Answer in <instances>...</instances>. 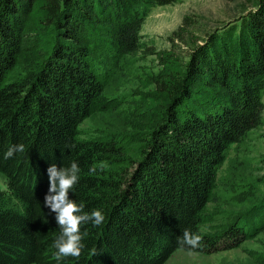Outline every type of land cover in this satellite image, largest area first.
I'll return each instance as SVG.
<instances>
[{"label": "trees", "instance_id": "16d2710c", "mask_svg": "<svg viewBox=\"0 0 264 264\" xmlns=\"http://www.w3.org/2000/svg\"><path fill=\"white\" fill-rule=\"evenodd\" d=\"M177 1L0 0V173L6 180L0 187V264H57L52 245L60 229L44 206L47 169L72 162L80 173L69 199L86 212L102 211L105 220L81 225L80 257L61 264H167L179 250L230 245L229 238L220 242L201 232L202 214L230 148L262 123L264 0H246L251 9L210 34L179 71L151 76L165 103L150 114L129 162L118 139L79 135L92 113L106 109L100 76L109 79L116 59L140 50L141 23L153 8ZM34 7L44 14L51 45L34 68L13 78L23 50L21 16ZM98 26L112 37L114 51L103 50ZM226 32L231 35L218 39ZM16 144L25 152L4 159ZM110 161L131 167L105 172L101 165ZM185 229L202 236L201 247L177 245Z\"/></svg>", "mask_w": 264, "mask_h": 264}, {"label": "rangeland", "instance_id": "374dc122", "mask_svg": "<svg viewBox=\"0 0 264 264\" xmlns=\"http://www.w3.org/2000/svg\"><path fill=\"white\" fill-rule=\"evenodd\" d=\"M247 7L251 9L246 0H178L153 8L141 23L140 50L116 59L109 79L100 76L105 84L106 109L92 113L80 125V138L98 142L118 139L119 146L124 148L123 159L129 162L140 146L138 137L151 122L150 114L165 103V95L156 92L151 76L162 70L179 71L191 51L207 43L210 34ZM43 15L34 7L21 16L25 26L23 50L13 78H20L34 68L51 45ZM103 28L97 27L100 45L112 52L113 47L108 44L112 37ZM229 35L226 32L217 36L224 40ZM102 63L107 67V60L102 59ZM262 100L264 104V92ZM130 167L125 162L111 161L101 165L105 172H123ZM217 182L214 199L202 214L201 232L222 239L220 242L229 238L230 245L214 251L179 250L167 264H264V111L261 126L230 148L227 161L218 171ZM0 187H6L1 173ZM256 219L259 226L254 223Z\"/></svg>", "mask_w": 264, "mask_h": 264}, {"label": "clouds", "instance_id": "9594fccd", "mask_svg": "<svg viewBox=\"0 0 264 264\" xmlns=\"http://www.w3.org/2000/svg\"><path fill=\"white\" fill-rule=\"evenodd\" d=\"M24 152L25 146L16 144L10 146L3 156L4 159H10L14 154ZM89 171L94 173L96 168L92 167ZM79 173L80 168L76 162H72L68 167L60 168L52 164L47 169L49 188L44 197V206L55 214L56 224L60 229L52 245L55 249L54 259L57 264H61V261L68 257L76 259L80 257L84 248L81 225L91 223L93 226H100L105 220L102 211L93 209L86 212L82 203L77 204L69 199V192L79 182ZM176 242L181 248L197 249L202 246L203 239L201 235L185 229L181 236L177 237Z\"/></svg>", "mask_w": 264, "mask_h": 264}]
</instances>
